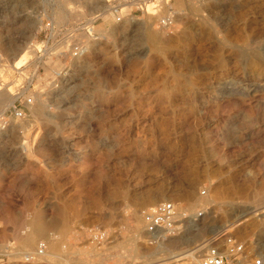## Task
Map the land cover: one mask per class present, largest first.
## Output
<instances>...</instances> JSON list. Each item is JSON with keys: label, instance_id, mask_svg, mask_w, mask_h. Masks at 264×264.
<instances>
[{"label": "rangeland", "instance_id": "rangeland-1", "mask_svg": "<svg viewBox=\"0 0 264 264\" xmlns=\"http://www.w3.org/2000/svg\"><path fill=\"white\" fill-rule=\"evenodd\" d=\"M97 14L82 59L13 68L47 22ZM0 54V255L15 247L2 264H189L173 257H203L216 235L244 244L243 264L264 255V0H0ZM35 73L17 119L9 98ZM163 202L188 219L151 244L142 212ZM30 234V253L49 245L36 263Z\"/></svg>", "mask_w": 264, "mask_h": 264}, {"label": "built area", "instance_id": "built-area-1", "mask_svg": "<svg viewBox=\"0 0 264 264\" xmlns=\"http://www.w3.org/2000/svg\"><path fill=\"white\" fill-rule=\"evenodd\" d=\"M166 4L168 5V1H166ZM111 10L113 15L116 16L117 22L121 21V18L118 17V7L114 6ZM99 15H92L71 27H60L53 22H47L44 26L45 40L38 46H32V59L27 60L22 69L17 70L18 73L27 69L34 56L35 60L41 63L51 59H64L71 63L85 57L94 43L102 38V34L96 28L100 21ZM159 22L163 28H173L177 24V13L169 9V12ZM3 59L0 54V62ZM35 77L36 73L33 78H27L25 83L18 87L15 93L18 98L11 106V109L17 119L23 120L26 118L27 115L24 108L33 106L40 94L34 90ZM202 214L200 212L198 216H202ZM142 219L148 241L151 244H159L183 232V226L188 219V214L173 202H163L144 210ZM90 237L93 243L101 246L108 238V233L104 230L95 229L90 232ZM210 242L211 244L204 256L197 261H190L189 264H234V261H236V264H243V260L246 259L244 244L238 243L232 237L216 235ZM48 246L47 241L39 242L35 251L25 255L22 260L25 263L38 262L39 259L46 256ZM11 253H15V247L10 244L6 247L3 254L0 255L2 257L0 264ZM253 264H264V255H258Z\"/></svg>", "mask_w": 264, "mask_h": 264}, {"label": "bare ground", "instance_id": "bare-ground-1", "mask_svg": "<svg viewBox=\"0 0 264 264\" xmlns=\"http://www.w3.org/2000/svg\"><path fill=\"white\" fill-rule=\"evenodd\" d=\"M60 21V20H59ZM37 25H40V23H37ZM35 27H36V25H35ZM147 40H148V42L152 45V46H154V47H156V46H158L160 43H161V39H160V37L158 36V35H156V34H152V33H150L148 36H147ZM24 53L23 54H21V56L19 57L18 56V59L15 61V63H14V66H13V68H15L16 70H20L21 69V65H22V63L24 62ZM2 62V61H1ZM1 69V68H0ZM4 70V69H3ZM2 70V71H3ZM4 75V74H3ZM1 76V75H0ZM1 79V78H0ZM1 89V88H0ZM3 90V89H2ZM7 93V92H6ZM0 99H3V96H1L0 95ZM15 98L13 97V96H11L10 98H9V101H8V104H7V108L6 109H8V108H10V106H12L13 104H14V100ZM6 109L4 110V112L3 113H1V114H4L5 113V111H6ZM40 111V110H39ZM195 184V183H194ZM197 202H199V200L197 201ZM207 202H209L208 200H207ZM154 203V202H153ZM252 210V209H251ZM258 210H260V209H258ZM252 212V211H251ZM254 212H256V211H254ZM253 213V212H252ZM246 214V213H245ZM257 214V213H256ZM250 215V214H249ZM245 216V215H244ZM247 216V215H246ZM23 236V235H22ZM20 239H22V244H23V247L22 248H24L29 254H30V252L29 251H31V246H32V244L34 243V234H30V235H28V236H24V237H22V238H20ZM209 245L211 244L210 242L208 243ZM204 247H206V246H204ZM204 247L203 248H201V249H198L197 251H194V252H191V253H188V254H186L185 256H181L180 257V255H177V256H174L173 258L174 259H176L175 260V262H179V261H182V260H185L186 258L188 259V258H194V259H196V260H198L202 255H201V253H202V251H203V249H204ZM54 249V248H53ZM47 256V255H46ZM53 257V256H52ZM51 258V257H50Z\"/></svg>", "mask_w": 264, "mask_h": 264}]
</instances>
